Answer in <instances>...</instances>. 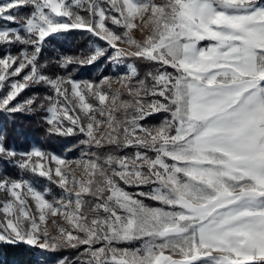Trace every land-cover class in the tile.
I'll use <instances>...</instances> for the list:
<instances>
[{"label":"snow or ice","instance_id":"snow-or-ice-1","mask_svg":"<svg viewBox=\"0 0 264 264\" xmlns=\"http://www.w3.org/2000/svg\"><path fill=\"white\" fill-rule=\"evenodd\" d=\"M72 31L95 39L49 70ZM98 62L115 75L69 70ZM0 114H40L79 151L19 149L0 125V245L36 264H264V0H0Z\"/></svg>","mask_w":264,"mask_h":264},{"label":"trees","instance_id":"trees-1","mask_svg":"<svg viewBox=\"0 0 264 264\" xmlns=\"http://www.w3.org/2000/svg\"><path fill=\"white\" fill-rule=\"evenodd\" d=\"M89 39L95 38H90L80 31H72L66 35V38L50 39V43L45 46L42 61L48 63L49 60H52V63L49 64V70H54V61L57 56L61 54L78 55L81 52L86 54L89 47ZM99 43L103 45L104 42ZM69 70L73 71L74 78L79 80H99L104 75L113 74L112 67L102 62H98L97 66H72ZM146 70L143 65L139 66L141 73ZM32 91L26 90L18 99L23 100L31 95ZM40 92L43 94V90H40ZM160 118V116H155L152 120L155 123H159ZM0 125L8 128L10 140L19 149L39 146L45 150L66 155L68 158L79 155L78 149L74 147L75 141L72 138L64 140L45 135V125L41 121L40 114H18L15 119L11 116L0 114ZM68 149H71V151H68ZM13 175H15V172H13ZM43 186L44 181H41L40 187L43 188ZM53 190L57 191L55 188ZM56 255H75V253L62 251ZM38 257V252L22 244L18 246L0 245V264H36Z\"/></svg>","mask_w":264,"mask_h":264},{"label":"rangeland","instance_id":"rangeland-1","mask_svg":"<svg viewBox=\"0 0 264 264\" xmlns=\"http://www.w3.org/2000/svg\"><path fill=\"white\" fill-rule=\"evenodd\" d=\"M133 35H134V37H135L137 40L142 39V36H141V34H140L138 31H134V32H133ZM121 47H124V45H121ZM111 75H115V73H113V74H111ZM112 87H113V89L115 90V89L119 88L120 86H119V84L113 83ZM76 156H78V155H75V156H73L72 158H75ZM72 158L70 157V159H72ZM73 167H74V166H73ZM55 190H56V189H55ZM127 190H128V191H131V192H135V191H137L138 189H136V188H129V189H127ZM57 191H58V190H57ZM145 203L148 204V205H150V206H157L156 202H154V201L145 200ZM56 219L59 220V217H56ZM61 223H63V222L61 221ZM48 226L51 227L50 223H49ZM64 226H65V227H68L66 224H64ZM53 234H55V230H53ZM121 247H128V248L139 247V242H133V243H131V244L121 245Z\"/></svg>","mask_w":264,"mask_h":264}]
</instances>
